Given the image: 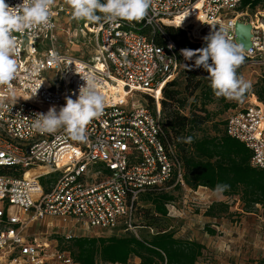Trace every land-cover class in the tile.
<instances>
[{
    "label": "built area",
    "instance_id": "1",
    "mask_svg": "<svg viewBox=\"0 0 264 264\" xmlns=\"http://www.w3.org/2000/svg\"><path fill=\"white\" fill-rule=\"evenodd\" d=\"M243 1L153 0L144 21H85L67 34L72 45L80 43L77 34L83 38L86 55L59 47L60 1L53 3L48 25L13 33L19 47L15 98L0 86V264H80L66 249L78 233L98 229L140 238L135 213L144 193L177 186L192 190L178 148L165 134L163 92L184 59L167 27L181 28L190 42L201 43L224 28L237 43L236 23H251V46L244 55L264 85V22L244 12ZM176 16H182L178 25L168 24ZM88 73L99 82L105 107L87 125L86 140H72L63 128L37 131L35 115L47 113L45 106L59 111L66 97L75 100L85 84L81 76ZM225 132L250 149L252 167L264 169V100L251 93L229 114ZM167 208L168 216L179 211L176 202Z\"/></svg>",
    "mask_w": 264,
    "mask_h": 264
},
{
    "label": "trees",
    "instance_id": "2",
    "mask_svg": "<svg viewBox=\"0 0 264 264\" xmlns=\"http://www.w3.org/2000/svg\"><path fill=\"white\" fill-rule=\"evenodd\" d=\"M263 4L264 0H244L242 9H256ZM167 32L181 49L195 50L206 46V42H190L181 28L167 27ZM186 78L187 89H201L206 102L198 108H192L179 90L171 89L170 86L175 84L173 81L164 90L161 103L167 141L178 148L187 186L193 190L202 186L216 191L217 185H228L221 194L239 195L246 211L256 205L264 206V169L251 166L250 149L226 134L225 126L222 133L212 135L208 132L206 125L211 116L205 105L214 96L210 82L202 85L204 78L201 76L199 79L195 73H188ZM255 94L264 100L263 83ZM246 96L247 92L244 94ZM226 107L232 105L227 104ZM180 189L181 186L169 190L151 188L141 196L140 201L145 199L152 204L149 208H137V219L143 218L139 229L148 230L151 233L149 238H138L131 232L121 235H84L74 238L66 249L80 264H96L98 261L129 264L134 257L139 258L141 264H196L203 255L204 244L176 237L170 229L157 224L168 216L167 204L176 202L173 193ZM214 208L210 207L208 215L213 214ZM208 233L215 235L216 231L209 229ZM255 264H264V258Z\"/></svg>",
    "mask_w": 264,
    "mask_h": 264
},
{
    "label": "clouds",
    "instance_id": "3",
    "mask_svg": "<svg viewBox=\"0 0 264 264\" xmlns=\"http://www.w3.org/2000/svg\"><path fill=\"white\" fill-rule=\"evenodd\" d=\"M71 10L72 19L89 23L116 24L121 20L140 22L149 17L153 0H65ZM54 0H22V3L9 6L0 0V86L6 87L15 98L12 81L16 79L19 54L17 38L13 35L46 26L53 15ZM227 30L219 28L204 37L206 46L198 49H181L185 60L194 59L195 68H203L208 73L214 95L228 100L242 101L250 90L251 82L237 75V69L245 59L242 44L233 42L226 35ZM186 67V65H185ZM81 78L85 84L80 86L75 100L66 97V103L59 111L55 106L47 113H37L33 127L41 133H54L63 128L75 141L86 140L87 125L99 118L105 107V98L98 88L99 82L94 74ZM40 88V87H39ZM33 90L34 96L38 89ZM31 96V97H32ZM228 185H217L216 191L223 193Z\"/></svg>",
    "mask_w": 264,
    "mask_h": 264
},
{
    "label": "rangeland",
    "instance_id": "4",
    "mask_svg": "<svg viewBox=\"0 0 264 264\" xmlns=\"http://www.w3.org/2000/svg\"><path fill=\"white\" fill-rule=\"evenodd\" d=\"M59 1L64 6V11L55 18L57 25L55 33L59 39V47L71 55L77 53L86 55L85 50L81 49L83 48V38L81 40L80 35L77 34L76 38H79L80 43L75 42L72 45L67 34L68 30L70 34L74 30L79 31L81 27H84L85 21L72 19L71 10L65 0H54V3ZM244 12L248 13L254 21L264 22V4L256 9L245 8ZM191 61L194 66V60ZM193 66L182 59L179 74L174 80L175 84L170 87L172 90H179L181 96L188 100L192 108H198L206 102V99H204L201 89L196 91L192 88L187 89V74L195 73L201 79L202 72L204 78L202 85L210 82V79L203 68ZM237 75H242L245 80L251 82V88L247 91V96L243 100L251 93L258 91L262 86L257 67L247 59H244L243 64L237 69ZM243 100H228L224 97L217 98L214 95L211 102L205 105L211 116L210 122L206 125L208 132L212 135L222 133L227 117L240 105H243ZM227 104H231L232 107L227 108ZM49 108L48 106L43 107L46 112ZM52 178L51 176L46 179L50 180ZM173 194L176 198V207L179 209L176 212L177 215L167 216L157 224L170 229L176 237L191 238L204 244L203 255L199 257L196 264H229L236 262L255 264L264 258V206L256 205L250 211H246L247 209L244 207L239 195L224 196L217 191L202 186L197 190H176ZM140 204L143 209L152 206L150 201L145 199H142ZM211 206H215V208L212 211L213 214L208 215ZM13 212H16V210L14 209ZM142 220L143 218L138 219L137 224ZM209 229L215 230L216 234H209ZM138 234L143 238H149L151 235L146 229H139ZM78 235L113 234L101 233V230L97 229L87 233L81 232ZM130 264H141V260L137 257L132 258Z\"/></svg>",
    "mask_w": 264,
    "mask_h": 264
},
{
    "label": "water",
    "instance_id": "5",
    "mask_svg": "<svg viewBox=\"0 0 264 264\" xmlns=\"http://www.w3.org/2000/svg\"><path fill=\"white\" fill-rule=\"evenodd\" d=\"M236 42L242 44L244 49H249L251 46L252 25L238 21L235 26Z\"/></svg>",
    "mask_w": 264,
    "mask_h": 264
},
{
    "label": "bare ground",
    "instance_id": "6",
    "mask_svg": "<svg viewBox=\"0 0 264 264\" xmlns=\"http://www.w3.org/2000/svg\"><path fill=\"white\" fill-rule=\"evenodd\" d=\"M190 12L188 11V12H185V16H188V14H189ZM182 18V16H176V17H172V18H169L168 20H167V22H168V24H174V25H178V23L180 22V19Z\"/></svg>",
    "mask_w": 264,
    "mask_h": 264
},
{
    "label": "crops",
    "instance_id": "7",
    "mask_svg": "<svg viewBox=\"0 0 264 264\" xmlns=\"http://www.w3.org/2000/svg\"><path fill=\"white\" fill-rule=\"evenodd\" d=\"M189 239H191V238H189ZM229 264H247L246 262H239V263H229Z\"/></svg>",
    "mask_w": 264,
    "mask_h": 264
}]
</instances>
